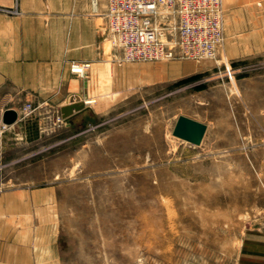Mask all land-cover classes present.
<instances>
[{
	"label": "rangeland",
	"instance_id": "rangeland-1",
	"mask_svg": "<svg viewBox=\"0 0 264 264\" xmlns=\"http://www.w3.org/2000/svg\"><path fill=\"white\" fill-rule=\"evenodd\" d=\"M222 3L212 58L150 61L122 58L102 4L100 60L71 74L65 97L83 104L80 117L65 120L58 108L54 129H1L0 119V194L24 193L10 220L41 264L264 257L252 230L264 222V2ZM35 105L22 103L18 119ZM179 115L206 125L198 145L172 135Z\"/></svg>",
	"mask_w": 264,
	"mask_h": 264
},
{
	"label": "crops",
	"instance_id": "crops-1",
	"mask_svg": "<svg viewBox=\"0 0 264 264\" xmlns=\"http://www.w3.org/2000/svg\"><path fill=\"white\" fill-rule=\"evenodd\" d=\"M104 26L102 4L93 8L90 0H0V119L6 109L19 115L22 103L37 104L30 117L18 116L6 129H54L56 110L69 103L65 97L72 91L69 62L100 60ZM29 120L33 128L26 127ZM23 195L20 190L0 194V264H41L24 227L10 220L24 209ZM256 229L262 246L264 222ZM3 230L15 232L5 236ZM255 260L264 264V257Z\"/></svg>",
	"mask_w": 264,
	"mask_h": 264
},
{
	"label": "built area",
	"instance_id": "built-area-1",
	"mask_svg": "<svg viewBox=\"0 0 264 264\" xmlns=\"http://www.w3.org/2000/svg\"><path fill=\"white\" fill-rule=\"evenodd\" d=\"M91 1L95 8L104 5L110 38L127 61L212 58L223 41L222 0ZM89 67L70 61L68 71L83 77ZM32 110L27 103L23 115Z\"/></svg>",
	"mask_w": 264,
	"mask_h": 264
},
{
	"label": "water",
	"instance_id": "water-1",
	"mask_svg": "<svg viewBox=\"0 0 264 264\" xmlns=\"http://www.w3.org/2000/svg\"><path fill=\"white\" fill-rule=\"evenodd\" d=\"M86 108L80 102L67 103L60 107L61 117L69 120L76 113H79ZM17 119V112L14 109H6L2 113L1 121L4 124H12ZM206 125L186 117L179 115L172 129V135L185 140L191 144L198 145L204 135Z\"/></svg>",
	"mask_w": 264,
	"mask_h": 264
},
{
	"label": "bare ground",
	"instance_id": "bare-ground-1",
	"mask_svg": "<svg viewBox=\"0 0 264 264\" xmlns=\"http://www.w3.org/2000/svg\"><path fill=\"white\" fill-rule=\"evenodd\" d=\"M90 2H91V6H92V1L90 0ZM93 8H95V6H92ZM95 10V9H94ZM83 105V104H82Z\"/></svg>",
	"mask_w": 264,
	"mask_h": 264
}]
</instances>
